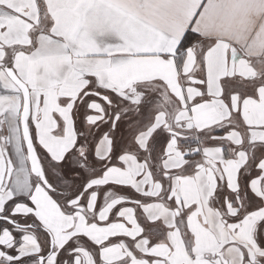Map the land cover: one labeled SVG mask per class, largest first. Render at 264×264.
I'll list each match as a JSON object with an SVG mask.
<instances>
[{
	"label": "snow or ice",
	"instance_id": "obj_1",
	"mask_svg": "<svg viewBox=\"0 0 264 264\" xmlns=\"http://www.w3.org/2000/svg\"><path fill=\"white\" fill-rule=\"evenodd\" d=\"M0 264H264V0H0Z\"/></svg>",
	"mask_w": 264,
	"mask_h": 264
}]
</instances>
